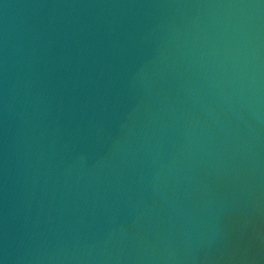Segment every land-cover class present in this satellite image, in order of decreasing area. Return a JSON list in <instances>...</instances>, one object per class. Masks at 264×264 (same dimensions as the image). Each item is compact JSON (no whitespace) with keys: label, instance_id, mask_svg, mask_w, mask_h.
I'll use <instances>...</instances> for the list:
<instances>
[{"label":"water","instance_id":"water-1","mask_svg":"<svg viewBox=\"0 0 264 264\" xmlns=\"http://www.w3.org/2000/svg\"><path fill=\"white\" fill-rule=\"evenodd\" d=\"M0 264H264V0H0Z\"/></svg>","mask_w":264,"mask_h":264}]
</instances>
